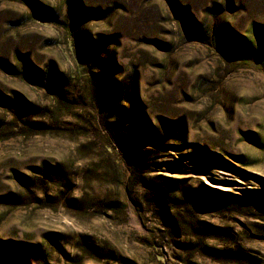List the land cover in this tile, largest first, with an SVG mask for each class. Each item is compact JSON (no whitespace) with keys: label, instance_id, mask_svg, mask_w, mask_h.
<instances>
[{"label":"rangeland","instance_id":"obj_1","mask_svg":"<svg viewBox=\"0 0 264 264\" xmlns=\"http://www.w3.org/2000/svg\"><path fill=\"white\" fill-rule=\"evenodd\" d=\"M0 264H264V0H0Z\"/></svg>","mask_w":264,"mask_h":264}]
</instances>
